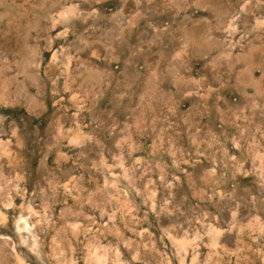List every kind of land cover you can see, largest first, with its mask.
<instances>
[{"label": "rangeland", "instance_id": "374dc122", "mask_svg": "<svg viewBox=\"0 0 264 264\" xmlns=\"http://www.w3.org/2000/svg\"><path fill=\"white\" fill-rule=\"evenodd\" d=\"M0 141V264H264V0H0Z\"/></svg>", "mask_w": 264, "mask_h": 264}, {"label": "bare ground", "instance_id": "6f19581e", "mask_svg": "<svg viewBox=\"0 0 264 264\" xmlns=\"http://www.w3.org/2000/svg\"><path fill=\"white\" fill-rule=\"evenodd\" d=\"M67 12V11H66ZM230 22V21H229ZM228 26H230L232 29H233V25L232 24H230V25H228ZM234 27H235V25H234ZM194 44V43H193ZM52 54V53H51ZM53 56H54V54H53ZM82 138H83V136L79 133V132H73L72 133V135H71V137L69 138L70 139V142H73V143H75V144H77V143H79L81 140H82ZM0 151L2 152V153H6L7 152V149H6V147H5V145L0 141ZM2 214V213H1ZM0 219H4V217L3 216H0ZM21 219V218H20ZM23 219V218H22ZM21 219V220H22ZM24 220V222L22 221V224L24 225L23 227H25V225H28L27 223L28 222H26L25 220L26 219H23ZM19 222H20V220H19ZM18 222V223H19ZM17 224V223H16ZM20 225H21V223H20ZM17 227V226H16ZM29 227V226H28ZM22 228V227H21ZM20 228V229H21ZM26 228V227H25ZM211 229V228H210ZM216 233H217V231H216ZM214 234V233H213ZM211 243H212V245H215L216 244V237L215 236H212L211 237ZM186 242V241H185ZM181 243V242H180ZM189 244V243H188ZM181 245V248L183 247L184 248V245H185V243L183 242V243H181L180 244ZM194 245V244H193ZM187 246V245H186ZM97 251V250H96ZM96 253V252H95ZM105 254V253H104ZM93 255V254H92ZM95 258H96V260L97 261H99V260H103V257H102V255L101 256H98V255H95ZM92 259V258H91ZM106 260V259H105ZM20 261V264H29V263H26L24 260H22V259H20L19 260ZM102 262V261H101ZM104 262V261H103ZM191 262V261H190Z\"/></svg>", "mask_w": 264, "mask_h": 264}]
</instances>
